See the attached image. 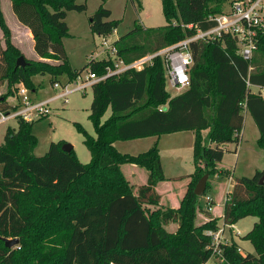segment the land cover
<instances>
[{
  "label": "trees",
  "instance_id": "obj_1",
  "mask_svg": "<svg viewBox=\"0 0 264 264\" xmlns=\"http://www.w3.org/2000/svg\"><path fill=\"white\" fill-rule=\"evenodd\" d=\"M11 1L19 22L33 34L40 60L16 66L22 53L10 39L0 0V27L7 32L5 48L0 41V86L23 83L34 88L33 77L46 73L53 83L63 74L73 80L87 69L103 74L113 63L112 59L92 58L82 69L69 63L63 43L69 31L67 13L85 11L86 3ZM229 1L161 0L166 24L146 30L136 25L114 41L117 56L132 62L193 36L199 28L209 29L215 25L210 17L223 12ZM133 2L138 10L143 8L141 0ZM111 15L101 5L91 18L92 31L104 38L112 35L119 22L110 20ZM191 49L190 85L178 95L172 96L167 89L166 67L160 56L143 69L128 70L94 86L89 118L96 137L76 123L91 152L89 163H82L74 149L65 151L63 144L55 142L45 155H35L34 120L20 118L16 129H7L0 145V236L17 237L20 242L9 248L0 238V264H200L209 259L210 237L201 229H217L220 222L210 210L198 207L201 196L195 194V187L207 173L210 178L218 170L230 172L219 164L228 151L227 143L240 145L245 111L255 120L258 142L264 149V38L251 62L237 53V41L230 35L194 41ZM10 106L0 96V108ZM108 108L112 114L102 122ZM185 130L196 133L195 171L188 175L190 183L180 207L173 208L161 205L156 189L167 179L158 144L133 155L118 151L115 142ZM203 131L208 134L203 136ZM125 164L149 172L147 182L136 192L122 170ZM263 175L264 171H257L253 177L234 179L222 219L225 225H234L247 216L258 218L241 237L252 243L255 253L244 255L233 241L225 249L223 264H264ZM210 187L208 180L205 194ZM145 204L156 207L151 216ZM198 211L207 213V224L198 226ZM169 222L178 223L176 232L166 229Z\"/></svg>",
  "mask_w": 264,
  "mask_h": 264
},
{
  "label": "rangeland",
  "instance_id": "obj_2",
  "mask_svg": "<svg viewBox=\"0 0 264 264\" xmlns=\"http://www.w3.org/2000/svg\"><path fill=\"white\" fill-rule=\"evenodd\" d=\"M141 1L143 3V8L138 10L133 0H77L78 4L86 3L87 9L82 12L70 10L67 13L66 21L69 31L63 38V43L70 65L75 69H82L92 58H96L97 60H110L113 56L112 46L114 41L130 33L136 25H140L143 30H146L151 27H159L166 24L161 0ZM101 5L111 10L112 15L109 18L110 20L119 22L116 30L107 38L94 33L90 27L91 18ZM2 8L6 24L9 27L10 39L14 46L21 51L27 62L40 60L34 49V44L31 41L26 26L19 22L14 13L12 1L2 0ZM6 33L0 27L2 48L6 47ZM142 33L145 34L144 32ZM43 60H46V62L50 64H57V62L52 59ZM58 80L63 85L69 81L66 74L58 77ZM33 82L34 88H30V92L34 98L44 99L53 96L56 92H60L55 91L53 88L52 76L49 73L35 75L33 77ZM17 86L13 85L8 87L7 83L0 86V96L5 97L8 103H13L17 100ZM167 89L172 96L183 92L170 87L168 84ZM253 89L254 91L259 90L257 87H253ZM92 100V88H89L85 93L74 92L69 96L68 103H66L64 99L55 101L51 105V113L48 116L34 118L32 132L38 139L34 151L35 155H45L52 142L58 144L71 143L74 146L78 159L82 163H89L91 161V152L84 143L85 135L79 132L76 123L81 124L89 134L96 137L94 125L89 118ZM111 114L112 109L108 108L101 117V121H106ZM248 118L240 145L238 146L236 143L232 142L227 143L225 147L228 151L225 152V156L219 164L220 167L229 169L231 175L229 174L230 172L224 173V171L218 170L216 174H212L209 178L211 187L208 190V194L213 196L214 204L212 209L214 210L216 208L217 212H220L224 207L225 202L223 203V200L225 199L224 201H226L229 195L227 192L231 190L232 182L230 181L233 180L234 182V179L237 177H253L258 170L264 171V149L260 147L257 140L259 130L250 114H248ZM9 127L16 129L18 127V120L12 119L0 125V145L3 143L4 135ZM202 134L206 136L208 131ZM195 135V131L185 130L154 137L117 140L115 142V147L122 153L137 155L147 151L157 143L160 148L161 159L165 166L166 174L170 178L179 176L177 179L180 185H176V187L178 189L179 186L181 189L182 186L185 187L182 184L187 182L186 176L195 171L193 162ZM237 147L238 152L236 153L235 150ZM133 166L135 165L125 164L122 166V170L136 192L139 185L145 180V175L141 171L139 173L135 172ZM143 170L147 172L146 169ZM222 172L226 174L227 177L223 176ZM182 175L183 179L181 178ZM228 177L231 178V180ZM167 186L170 185H161V190L165 191ZM165 196H168V194L165 193ZM205 204L206 199L203 195L200 197L198 207L206 209ZM145 208L149 216H151L156 209L155 206L147 204H145ZM206 216L209 217L204 211H198L196 220L198 226H203L208 223V218H206ZM256 220L257 218L254 216H247L241 219L233 229L240 234V237H237L236 240L241 244L244 252L255 253V248L252 243L241 237L253 228ZM219 222H222L221 219H219ZM165 227L171 232H176L178 223L169 222L165 224ZM201 230H203L201 231L203 234H206L210 229L205 227ZM227 230L230 231L229 228H227Z\"/></svg>",
  "mask_w": 264,
  "mask_h": 264
},
{
  "label": "built area",
  "instance_id": "obj_3",
  "mask_svg": "<svg viewBox=\"0 0 264 264\" xmlns=\"http://www.w3.org/2000/svg\"><path fill=\"white\" fill-rule=\"evenodd\" d=\"M215 25L209 29H198L196 33L184 40L167 46L159 51L150 53L132 62H126L117 56V49L112 46L111 65L106 66L103 74H97L87 69L75 79L69 80L64 85L56 80L53 88L56 92L53 96L37 99L32 97L30 88L23 83L18 85L16 98L8 109L0 108V125L12 119H24L33 121L34 118L48 116L51 113V105L55 101L65 100L69 102V96L74 92L85 93L89 88L112 76H119L131 69H143L153 63L156 57H162L166 67L167 84L179 91L186 90L190 85V69L194 63V55L191 43L194 41L220 40L225 35H230L237 41V53L248 62H251L260 43L264 38V0H230L223 12L210 17ZM192 28L193 24L188 25ZM231 177V176H230ZM231 190L227 193H230ZM206 210L212 211L214 199L210 194H204ZM227 199V198H226ZM221 224V225H220ZM230 229V231L227 230ZM234 225H225L222 220L217 229H210L207 235L210 242L207 249L211 251L209 259L200 264H223L226 262L225 249L233 244L235 237H240L233 229ZM238 251L244 253L241 246Z\"/></svg>",
  "mask_w": 264,
  "mask_h": 264
},
{
  "label": "crops",
  "instance_id": "obj_4",
  "mask_svg": "<svg viewBox=\"0 0 264 264\" xmlns=\"http://www.w3.org/2000/svg\"><path fill=\"white\" fill-rule=\"evenodd\" d=\"M26 29L28 30V32H29V35H30V38H31V41H32V43L34 44V42H35V40H34V37H33V34L31 33V31H30V29L29 28H27L26 27ZM35 91V90H34ZM244 114H245V125H246V123H247V119H249L248 118V114H250V112H248V111H245L244 112ZM251 115V114H250ZM252 117V116H251ZM253 118V117H252ZM255 121V120H254ZM244 125V128H246V126ZM244 128L239 132V134L241 135V139L243 138V132H244ZM258 128V127H257ZM259 130V129H258ZM205 131H203L202 133H204ZM151 137V136H150ZM154 137V136H153ZM260 138V131H259V136H258V138H257V140ZM238 150V149H237ZM238 152V151H237ZM236 152V153H237ZM162 160V159H161ZM162 164H163V162H162ZM126 165H129V164H126ZM134 165V164H133ZM123 166V165H122ZM134 167V170H135V172H137V173H139L140 171L142 172V173H144V175H145V180L141 183V184H145L146 182H147V179H148V176H149V172L147 171V172H145L143 169H145V168H143V167H139L138 165H135V166H133ZM163 168H164V172H165V175H166V177H167V179L165 180V181H162V182H160L158 185H157V187H156V189H157V191L159 192V194L161 195V197H162V200H161V205H166V206H171V207H173V208H179L180 207V202H181V199L184 197V195H185V193H186V190H187V187H188V184L190 183V178L188 177V176H186V179H187V182L186 183H183L182 185H184L185 187H183L182 186V188L180 189L179 188V186H178V189H177V187H176V185H180V184H178V179L177 178H179V176H177V177H171V178H174V179H171L170 177H168V175L166 174V170H165V166H164V164H163ZM140 169V170H139ZM259 171V170H258ZM256 174V173H255ZM232 175H233V173H232ZM182 177H183V175H182ZM229 178V177H228ZM168 179H170V180H168ZM183 179V178H182ZM230 180H231V178H229ZM229 180V181H230ZM174 181H175V183H174ZM230 182H232V185H231V190H232V188H233V184H234V182H233V180L232 181H230ZM165 184H168V185H170V186H167V189L165 190V191H163V190H161V185H165ZM165 193L166 194H168V196H165ZM225 200V199H224ZM223 200V203L225 202ZM217 209L215 208L214 210H212L211 212H212V215H213V218H219V219H221V221L223 220L222 219V216H223V213H224V207H223V209H221L220 210V212H217L216 211ZM206 218H208L207 216H206ZM257 218V217H256ZM208 220H209V218H208ZM258 221V218H257V220L255 221V222H257ZM238 223H236L235 224V227H236V225H237ZM236 238L237 237H235V241L241 246V244L236 240ZM242 247V246H241Z\"/></svg>",
  "mask_w": 264,
  "mask_h": 264
},
{
  "label": "water",
  "instance_id": "obj_5",
  "mask_svg": "<svg viewBox=\"0 0 264 264\" xmlns=\"http://www.w3.org/2000/svg\"><path fill=\"white\" fill-rule=\"evenodd\" d=\"M30 64V62H27L25 57L23 55H21L16 62V66L17 67H26V65ZM63 150L65 151H71L72 149H74V146L71 143H65L63 144ZM209 180V174H205L197 183L196 187H195V194L198 196H203L206 191H207V182ZM261 184H264V175L261 178L260 181ZM1 239H3L5 241V244L7 247L11 248L16 246L17 244H19L20 239L15 237V238H5V237H1Z\"/></svg>",
  "mask_w": 264,
  "mask_h": 264
}]
</instances>
